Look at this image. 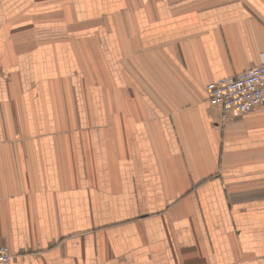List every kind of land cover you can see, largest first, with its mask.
Returning <instances> with one entry per match:
<instances>
[{"label": "crops", "instance_id": "1", "mask_svg": "<svg viewBox=\"0 0 264 264\" xmlns=\"http://www.w3.org/2000/svg\"><path fill=\"white\" fill-rule=\"evenodd\" d=\"M264 0H0V241L12 264H264Z\"/></svg>", "mask_w": 264, "mask_h": 264}, {"label": "built area", "instance_id": "2", "mask_svg": "<svg viewBox=\"0 0 264 264\" xmlns=\"http://www.w3.org/2000/svg\"><path fill=\"white\" fill-rule=\"evenodd\" d=\"M209 105L221 113L224 124L264 109V61L236 77L210 82L206 88ZM14 254L0 241V264H12Z\"/></svg>", "mask_w": 264, "mask_h": 264}]
</instances>
